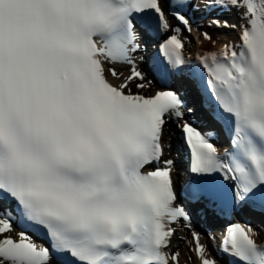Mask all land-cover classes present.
I'll return each instance as SVG.
<instances>
[{
  "label": "snow or ice",
  "instance_id": "snow-or-ice-1",
  "mask_svg": "<svg viewBox=\"0 0 264 264\" xmlns=\"http://www.w3.org/2000/svg\"><path fill=\"white\" fill-rule=\"evenodd\" d=\"M201 6L237 15L210 23L237 29L239 44L187 68L228 126L225 158L185 120L170 85L151 96L128 90L144 79L132 60L134 20L169 29L160 0H0V264H179L168 251L173 225L190 227L191 217L176 203L175 161L163 159L169 121L189 150L191 200L216 196L213 176L223 173L234 182L229 203L264 214V0H177L173 18L191 31L181 9ZM183 47L177 35L160 44L162 79L185 70ZM106 63L131 65V75L113 85L106 72L119 74ZM41 230L49 247L33 239ZM192 237L199 264H219ZM258 238L250 223L228 224L231 264H264Z\"/></svg>",
  "mask_w": 264,
  "mask_h": 264
},
{
  "label": "bare ground",
  "instance_id": "bare-ground-1",
  "mask_svg": "<svg viewBox=\"0 0 264 264\" xmlns=\"http://www.w3.org/2000/svg\"><path fill=\"white\" fill-rule=\"evenodd\" d=\"M233 12H234L235 16L237 17L234 10H233ZM229 35L231 36L230 40L226 41V39L225 40L223 39L224 40L223 48L226 44L227 45H238L239 44L237 29L231 31V33H229ZM198 44L200 46L199 49H201L202 52L207 51L208 45H212L209 41H207L205 39L199 40ZM213 46H215V44H213ZM187 48L184 49L185 53H187L186 52L188 50ZM215 48H217V46H215ZM174 177H176V174L174 175ZM179 246H180V248L178 250L179 264H191L193 259H197L195 251H194V248H195L194 243L187 241L183 245H179Z\"/></svg>",
  "mask_w": 264,
  "mask_h": 264
}]
</instances>
